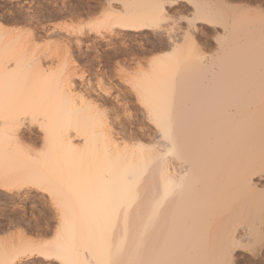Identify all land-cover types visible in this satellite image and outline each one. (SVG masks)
<instances>
[{
    "label": "bare ground",
    "instance_id": "1",
    "mask_svg": "<svg viewBox=\"0 0 264 264\" xmlns=\"http://www.w3.org/2000/svg\"><path fill=\"white\" fill-rule=\"evenodd\" d=\"M181 1L193 13L183 10L186 25L172 29ZM226 1L104 4L98 28L152 29L170 46L147 70L118 62L114 73L152 128L147 141L137 114L127 124L119 112L130 105L124 92L103 83L109 71L79 87L66 57L33 45L37 32L0 23V176L48 192L61 211L51 241L24 229L0 237V264H28L35 253L60 264H233L237 246L263 237V5ZM198 23L218 40L210 57Z\"/></svg>",
    "mask_w": 264,
    "mask_h": 264
},
{
    "label": "rangeland",
    "instance_id": "2",
    "mask_svg": "<svg viewBox=\"0 0 264 264\" xmlns=\"http://www.w3.org/2000/svg\"><path fill=\"white\" fill-rule=\"evenodd\" d=\"M108 1L109 0H0V23H2L3 25L5 24L4 26H8L9 28H17L18 30L22 29L26 32H37V43H33V45H35L40 52H55L56 55L59 54L63 58L66 57V61L69 60L67 62L68 66H66L67 70L69 67L70 71H72L73 69L74 72L78 73V78L75 76L74 82L79 87L88 80H91L94 83L96 82V80L98 81V78L101 77V72L103 69H105V71L107 72L109 71L107 76L102 77L103 83L106 82L107 85L113 87V94L120 92L122 94L124 92L121 96L123 98L126 97L124 100L130 102L129 108L125 109L126 112L124 111V109L117 107L119 109V112L124 114L123 117H125L124 120L126 122L127 120L129 121V119H127L126 117L131 114H137L138 119L141 118L142 109L137 104L135 97L127 92L129 90L128 84L124 82L122 83L121 81H119L120 79L115 76V69L117 70L118 67L117 63L121 62V65H123L122 68L126 66L125 64H128V68L136 67L138 69L140 67L142 68L141 70H147L151 68L150 66H152V61L161 57L168 58L170 52L168 47L170 46L168 45L167 40H165L166 34L163 33L164 35L162 36L164 37L162 38V42H160L159 40L161 38L156 39L158 35H156L155 31H153L152 29L142 31L140 34L139 32L136 33L130 31L126 35H124V37L114 36L113 34L107 32L106 29H101L102 27L98 28V26H95L97 25L95 23H97L99 19H101L102 14H104V6ZM239 1L228 0L226 2L227 4L230 3V5L233 6H239V3L241 4L240 7L250 6L249 8H258L257 3L259 2V0ZM255 1L256 3H254ZM263 1L264 0H260L258 9H261L262 5L264 8ZM101 2L103 3V5ZM181 2L175 7V9L174 7L173 9L171 8L172 11H175V14H173V18L177 22H175L174 20L171 21L173 18L168 20L170 23L168 21L167 22L170 25H172V22L176 23L173 26L179 24V26L177 25V27L175 26V28L171 26L172 29H177L178 27H180V25L185 26L187 20L182 16H184L185 14L191 15L193 13L191 5H188V2ZM180 5L182 12H180L181 16L179 19L177 12L181 10L176 11V9H180ZM184 7L185 9H183ZM186 8H189L190 10H187ZM183 10L186 12L184 15L182 14ZM187 11L190 12L187 13ZM174 15H176V18ZM166 23L164 24V27H170V25H167ZM206 25L207 24H205L204 26L201 23L197 24V27L199 29H196V38L199 42L202 53L204 52L203 55L207 54L205 56L210 57L217 50L218 40L216 39V36L214 34L215 32L213 31V26L210 27L208 25L207 27ZM44 27L45 31H43ZM209 27L211 28V31ZM208 29L209 31L207 33L206 30ZM165 30H167V28ZM174 31L175 30H173V32ZM204 31L207 33L206 36ZM103 33L104 37H100ZM108 39H112L111 42H109ZM113 46H115V49ZM129 46H132L133 50L132 47L129 48ZM129 50H131L132 52H129ZM133 52L135 53V56L132 55ZM111 55H114L115 57L113 56V58ZM130 55L131 57L133 56L132 58L135 59L134 61H131L133 59L129 57ZM122 61L125 63L123 64ZM81 77H83L82 80H80ZM84 86L85 85H82L81 87ZM114 102L115 100L111 98V101H109L108 105L112 106ZM113 106H115V103ZM139 122V127H136L139 135L142 136V138H150L151 135L149 134L148 136V133L152 131V128L150 129V124L143 123L142 120H140ZM139 128L140 131L142 130L141 132L139 131ZM149 138L145 139L144 141L149 140ZM38 149H40V144H38L36 147V150ZM2 178L3 177L0 176V237H7V235L11 232H17L21 229H24L31 236L39 235L44 240L48 239L49 241L54 239L60 232L61 228V211L59 210V204H57V201L51 195H49L48 192L37 190L31 185L27 184V182L19 184L20 181H17L18 183L15 182V184H12L13 186L11 184H9V186H5L7 184V180L5 178L4 181V179ZM3 183H5V185ZM56 204L57 206H55ZM260 227L261 228L259 229V231L260 234L263 232L261 234V236L263 237L259 239L260 241H252L251 243L249 241H246L242 242L240 246H237V249L233 251V264H262V262L264 264V222ZM24 262L28 264H60L55 260H46L40 256L38 257L36 253L29 256V259H26Z\"/></svg>",
    "mask_w": 264,
    "mask_h": 264
},
{
    "label": "snow or ice",
    "instance_id": "3",
    "mask_svg": "<svg viewBox=\"0 0 264 264\" xmlns=\"http://www.w3.org/2000/svg\"><path fill=\"white\" fill-rule=\"evenodd\" d=\"M260 11H261V14L264 15V8H262Z\"/></svg>",
    "mask_w": 264,
    "mask_h": 264
}]
</instances>
